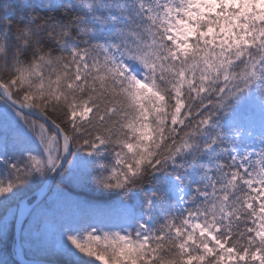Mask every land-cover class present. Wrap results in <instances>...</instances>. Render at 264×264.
<instances>
[{
    "label": "snow or ice",
    "instance_id": "6c2138e0",
    "mask_svg": "<svg viewBox=\"0 0 264 264\" xmlns=\"http://www.w3.org/2000/svg\"><path fill=\"white\" fill-rule=\"evenodd\" d=\"M0 264H264V0H0Z\"/></svg>",
    "mask_w": 264,
    "mask_h": 264
},
{
    "label": "trees",
    "instance_id": "16d2710c",
    "mask_svg": "<svg viewBox=\"0 0 264 264\" xmlns=\"http://www.w3.org/2000/svg\"><path fill=\"white\" fill-rule=\"evenodd\" d=\"M113 199H115V197H113Z\"/></svg>",
    "mask_w": 264,
    "mask_h": 264
}]
</instances>
